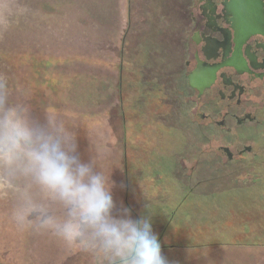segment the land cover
<instances>
[{
  "label": "rangeland",
  "instance_id": "1",
  "mask_svg": "<svg viewBox=\"0 0 264 264\" xmlns=\"http://www.w3.org/2000/svg\"><path fill=\"white\" fill-rule=\"evenodd\" d=\"M26 1L0 0V76L29 91L13 99L40 118L47 110L59 114L81 157L95 159L97 170L116 182L112 192L124 195L113 197L116 203L127 204L128 194L134 205L154 206L158 214L179 209L181 218L171 223L178 235L214 244L209 252L220 257L216 264H264V127L250 131L245 143L253 152L239 162L225 164L223 155L203 146L173 90L178 0H131L121 48L84 38L92 48L84 54L66 51L81 38L34 36L39 31ZM48 56L62 60L45 71L41 62ZM53 70L59 85L50 82ZM34 195L43 200L39 191ZM15 203L0 189V264H16Z\"/></svg>",
  "mask_w": 264,
  "mask_h": 264
},
{
  "label": "clouds",
  "instance_id": "2",
  "mask_svg": "<svg viewBox=\"0 0 264 264\" xmlns=\"http://www.w3.org/2000/svg\"><path fill=\"white\" fill-rule=\"evenodd\" d=\"M14 93L29 95L0 76V189L15 197L11 219L17 228L50 232L87 254L91 264H169L151 216L133 218L130 208L117 206L116 182L97 170L95 159L81 157L75 134L59 114L47 110L37 117ZM96 151L102 158L104 150ZM49 202L59 204L63 215L54 214Z\"/></svg>",
  "mask_w": 264,
  "mask_h": 264
},
{
  "label": "flooded vegetation",
  "instance_id": "3",
  "mask_svg": "<svg viewBox=\"0 0 264 264\" xmlns=\"http://www.w3.org/2000/svg\"><path fill=\"white\" fill-rule=\"evenodd\" d=\"M232 1L178 0L171 74L188 121L225 164L252 153L245 141L264 127V0L263 27L247 36Z\"/></svg>",
  "mask_w": 264,
  "mask_h": 264
},
{
  "label": "crops",
  "instance_id": "4",
  "mask_svg": "<svg viewBox=\"0 0 264 264\" xmlns=\"http://www.w3.org/2000/svg\"><path fill=\"white\" fill-rule=\"evenodd\" d=\"M33 6L34 18L32 27L39 31L34 36L81 38L72 44L67 53L84 54L91 52L84 38H98V45L121 48L122 39L130 28L131 0H27ZM47 31L41 32V31ZM77 57V56H75ZM68 57L69 60L76 59ZM82 57V56H81ZM113 197L124 196L118 190L112 192ZM159 197V195H157ZM127 204L133 218L150 215L153 231L158 234L162 255L169 264H216L220 258L209 250L214 244L194 243L179 236L178 229L172 221L181 218V211L145 209V205L135 204L127 194ZM138 203V202H136ZM121 204L117 203L119 207ZM54 214L63 215L61 206H50ZM143 209V211H142ZM179 225V224H178ZM187 237V236H186ZM189 238V237H188ZM16 264H91V258L85 254L66 247V245L50 232L30 228L17 230ZM216 245V244H215ZM219 245V244H217ZM15 247V248H16ZM226 260V258H225Z\"/></svg>",
  "mask_w": 264,
  "mask_h": 264
},
{
  "label": "water",
  "instance_id": "5",
  "mask_svg": "<svg viewBox=\"0 0 264 264\" xmlns=\"http://www.w3.org/2000/svg\"><path fill=\"white\" fill-rule=\"evenodd\" d=\"M232 3L239 14L238 24H234L237 30L242 31L246 36L261 31L263 24L259 0H233ZM256 4L258 9H255ZM192 81L191 77V83L195 85Z\"/></svg>",
  "mask_w": 264,
  "mask_h": 264
},
{
  "label": "trees",
  "instance_id": "6",
  "mask_svg": "<svg viewBox=\"0 0 264 264\" xmlns=\"http://www.w3.org/2000/svg\"><path fill=\"white\" fill-rule=\"evenodd\" d=\"M43 59L46 61L45 63H43V62H41V66L42 65H44L45 66V71H48L50 68L49 67H51V65H52V63H54V62H60V60H62V58H59V57H54V56H48V57H43ZM37 61V60H36ZM53 68V67H52ZM52 75H53V77L54 78H52L51 80H50V82H53V83H55V84H58L59 85V83H60V81H61V75H60V73L58 72V71H55V70H53V73H52ZM73 75V76H72ZM71 76L73 77V79H75V78H78V75H75V73L74 74H71ZM70 76V77H71ZM76 80V79H75ZM67 87H69V85L68 86H66V88ZM60 107H57L56 109H58V111L61 109H59Z\"/></svg>",
  "mask_w": 264,
  "mask_h": 264
}]
</instances>
